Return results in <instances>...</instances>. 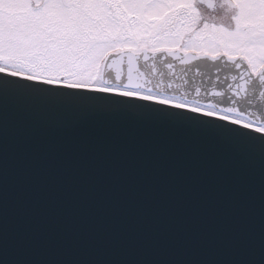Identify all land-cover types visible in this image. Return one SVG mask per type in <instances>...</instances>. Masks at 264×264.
I'll list each match as a JSON object with an SVG mask.
<instances>
[{
  "label": "snow or ice",
  "instance_id": "snow-or-ice-1",
  "mask_svg": "<svg viewBox=\"0 0 264 264\" xmlns=\"http://www.w3.org/2000/svg\"><path fill=\"white\" fill-rule=\"evenodd\" d=\"M199 2L0 0V264H264V116L138 67L226 58L264 110V0Z\"/></svg>",
  "mask_w": 264,
  "mask_h": 264
},
{
  "label": "water",
  "instance_id": "water-1",
  "mask_svg": "<svg viewBox=\"0 0 264 264\" xmlns=\"http://www.w3.org/2000/svg\"><path fill=\"white\" fill-rule=\"evenodd\" d=\"M180 55L183 54L180 53ZM113 59L119 58L111 57L108 63H111ZM153 63L155 64V71H152L151 68ZM168 63L173 65L171 69L166 67ZM138 67L144 73L142 82L146 89L151 88L154 92L163 90L169 96L182 97L188 101L196 100L202 105L213 104L217 108L235 107L253 120L264 116V110H262L259 101L254 98V94H246L244 90L237 89V83H243V81H232L231 77L239 75V73L227 59L212 61L202 57L182 64L179 59L157 54L155 59L148 61L141 58ZM119 69L122 73V81L126 83L128 70L126 58L119 64ZM107 71L112 75L106 76V78L114 79L115 68H109ZM169 84L171 87L168 86ZM229 84L233 86L232 91L228 90ZM157 85L160 87L157 88ZM53 87L64 86L54 85ZM216 92H219L220 95H216ZM112 95L116 96L117 94L113 93ZM184 111L187 112L190 109ZM214 119H219V117H214ZM229 123L231 122L229 121ZM240 126L242 127V125Z\"/></svg>",
  "mask_w": 264,
  "mask_h": 264
},
{
  "label": "rangeland",
  "instance_id": "rangeland-1",
  "mask_svg": "<svg viewBox=\"0 0 264 264\" xmlns=\"http://www.w3.org/2000/svg\"><path fill=\"white\" fill-rule=\"evenodd\" d=\"M200 12L204 13V15L201 13L203 15V17L205 18L204 20H206L210 24H213L214 22H224V26H230L231 23H232L231 20H230V18L228 19V16L227 15L229 13L226 10L223 12V14H220L218 11H216V13H215V11H212V10L211 11H208V10H200ZM111 57H117V58H119L115 53H113L111 55ZM224 59H226V58H224ZM200 105H202V104H200ZM202 106H205V109L207 110V108H206L207 105H202Z\"/></svg>",
  "mask_w": 264,
  "mask_h": 264
},
{
  "label": "flooded vegetation",
  "instance_id": "flooded-vegetation-1",
  "mask_svg": "<svg viewBox=\"0 0 264 264\" xmlns=\"http://www.w3.org/2000/svg\"><path fill=\"white\" fill-rule=\"evenodd\" d=\"M209 2L212 3V4H214L215 6L210 8V7H208V4L207 3L199 2L198 3V9H199V11L200 10H208V11H211L212 10V11H215V13H216V11H218L220 14H223V12L225 11V9L223 7H221V0H209ZM200 13H202V12H200ZM202 14L204 15V13H202ZM227 16H228V19H229L230 18V15L228 14ZM214 24H217V25H221L222 24V25H224V22H214Z\"/></svg>",
  "mask_w": 264,
  "mask_h": 264
}]
</instances>
